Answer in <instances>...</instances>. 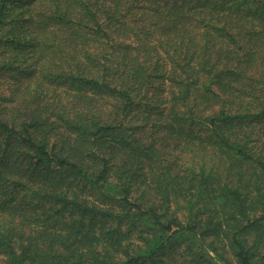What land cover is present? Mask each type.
Returning <instances> with one entry per match:
<instances>
[{"label": "trees", "instance_id": "obj_1", "mask_svg": "<svg viewBox=\"0 0 264 264\" xmlns=\"http://www.w3.org/2000/svg\"><path fill=\"white\" fill-rule=\"evenodd\" d=\"M6 264H264V0H0Z\"/></svg>", "mask_w": 264, "mask_h": 264}, {"label": "rangeland", "instance_id": "obj_2", "mask_svg": "<svg viewBox=\"0 0 264 264\" xmlns=\"http://www.w3.org/2000/svg\"><path fill=\"white\" fill-rule=\"evenodd\" d=\"M0 264H6V262L4 261V259L2 258V256H0Z\"/></svg>", "mask_w": 264, "mask_h": 264}]
</instances>
